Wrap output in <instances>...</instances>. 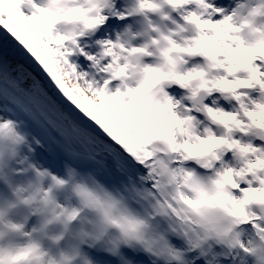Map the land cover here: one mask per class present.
Instances as JSON below:
<instances>
[{"label": "snow or ice", "instance_id": "obj_1", "mask_svg": "<svg viewBox=\"0 0 264 264\" xmlns=\"http://www.w3.org/2000/svg\"><path fill=\"white\" fill-rule=\"evenodd\" d=\"M0 264H264V0H0Z\"/></svg>", "mask_w": 264, "mask_h": 264}, {"label": "trees", "instance_id": "obj_2", "mask_svg": "<svg viewBox=\"0 0 264 264\" xmlns=\"http://www.w3.org/2000/svg\"><path fill=\"white\" fill-rule=\"evenodd\" d=\"M2 43H3V45L4 46H9V47H13V46H15L14 44H13V42L9 39V38H7L6 36L4 37V39L2 40Z\"/></svg>", "mask_w": 264, "mask_h": 264}, {"label": "rangeland", "instance_id": "obj_3", "mask_svg": "<svg viewBox=\"0 0 264 264\" xmlns=\"http://www.w3.org/2000/svg\"><path fill=\"white\" fill-rule=\"evenodd\" d=\"M7 37V36H6ZM8 38V37H7ZM0 46H4L3 45V43H2V34H0ZM6 47H8L9 49H13L15 46H11V47H9V46H6Z\"/></svg>", "mask_w": 264, "mask_h": 264}, {"label": "water", "instance_id": "obj_4", "mask_svg": "<svg viewBox=\"0 0 264 264\" xmlns=\"http://www.w3.org/2000/svg\"><path fill=\"white\" fill-rule=\"evenodd\" d=\"M4 37H5V36H4V35H2V40L4 39Z\"/></svg>", "mask_w": 264, "mask_h": 264}]
</instances>
